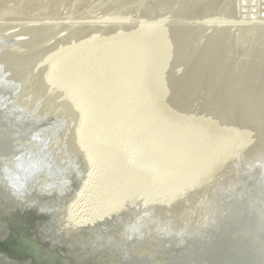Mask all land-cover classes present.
Instances as JSON below:
<instances>
[{
    "label": "rangeland",
    "instance_id": "1",
    "mask_svg": "<svg viewBox=\"0 0 264 264\" xmlns=\"http://www.w3.org/2000/svg\"><path fill=\"white\" fill-rule=\"evenodd\" d=\"M186 1L0 0V264H264V138L256 151L247 140L264 126V74L247 119L230 122L253 133L234 150L186 179L148 166L102 201L92 108L61 76L78 46L120 28L141 39L204 21L209 40L252 24L264 34V0Z\"/></svg>",
    "mask_w": 264,
    "mask_h": 264
},
{
    "label": "bare ground",
    "instance_id": "2",
    "mask_svg": "<svg viewBox=\"0 0 264 264\" xmlns=\"http://www.w3.org/2000/svg\"><path fill=\"white\" fill-rule=\"evenodd\" d=\"M179 1L189 6L195 3L169 0L167 4L172 7ZM204 23L179 28L167 24L163 35L145 30L141 39L125 28L101 33L78 46L72 61H64L61 76L78 83L87 107L92 108L94 118L87 139L98 142L99 201L116 187L146 177L137 174L148 166L186 179L203 162L213 163L246 139L242 131L232 132L230 122L235 118L241 125L247 119L245 103L257 101L258 89L263 88L259 84H264L260 79L264 74V34H259L260 27L254 33L257 25L252 24L244 34L238 32L231 38L223 34L209 40L213 27ZM254 34L256 45L250 48L248 42ZM124 35L130 39H122ZM192 41L201 42L193 54L188 51ZM215 118L221 124L215 123ZM260 132L247 136L251 151H256L259 138H264V126ZM132 158L137 159L136 166L131 165Z\"/></svg>",
    "mask_w": 264,
    "mask_h": 264
},
{
    "label": "water",
    "instance_id": "3",
    "mask_svg": "<svg viewBox=\"0 0 264 264\" xmlns=\"http://www.w3.org/2000/svg\"><path fill=\"white\" fill-rule=\"evenodd\" d=\"M8 244H9V242H8V243H7V244L4 246V248H5V247H7V246H8ZM8 252H9V251H8ZM9 253H10V252H9Z\"/></svg>",
    "mask_w": 264,
    "mask_h": 264
}]
</instances>
